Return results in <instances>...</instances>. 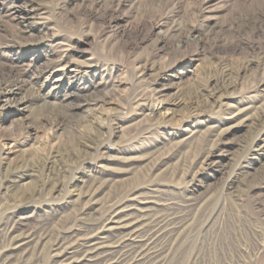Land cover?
<instances>
[{
  "label": "rangeland",
  "instance_id": "rangeland-1",
  "mask_svg": "<svg viewBox=\"0 0 264 264\" xmlns=\"http://www.w3.org/2000/svg\"><path fill=\"white\" fill-rule=\"evenodd\" d=\"M0 93V252L133 194L160 264H264V0H0Z\"/></svg>",
  "mask_w": 264,
  "mask_h": 264
},
{
  "label": "bare ground",
  "instance_id": "bare-ground-1",
  "mask_svg": "<svg viewBox=\"0 0 264 264\" xmlns=\"http://www.w3.org/2000/svg\"><path fill=\"white\" fill-rule=\"evenodd\" d=\"M227 82L226 76V80L221 78L216 85L219 87ZM155 107L157 109V106ZM155 107L150 108L151 113ZM40 162L42 171L46 168L53 170L56 164L54 161H52L53 165L49 164L50 159L44 158ZM57 167L56 165L54 168V171L56 170L55 177L48 174L43 176L39 182L40 186L36 183V190L42 191L44 187L50 186L53 182L52 190L55 191L60 187L58 176L61 171ZM132 195H122L124 197L120 199L113 197L106 204L107 206L102 208L100 214L97 213V216L91 218L88 213L91 210L89 205L93 200L94 193L86 194L87 201L86 203L84 201L81 217L77 218L76 223L71 224L72 226H65L67 222L61 223L60 226L57 224L59 227L54 228L55 230L52 228L54 226L51 228L48 226L38 230L39 232L27 229L16 232L19 225L17 220L14 221L11 217L4 218L2 239L5 245L4 250L0 252V264H25L26 257L33 253L34 255L38 254L36 257L42 262L41 264H160L162 260L160 258L167 248V246L162 248V245L175 240L179 233L178 230L182 228L180 226L186 223L187 216L175 219L162 218L158 215L159 210L155 201L157 198L148 195L140 200L128 199ZM183 211L187 213L185 210ZM43 248L46 251L44 254ZM27 261L29 262V260Z\"/></svg>",
  "mask_w": 264,
  "mask_h": 264
}]
</instances>
